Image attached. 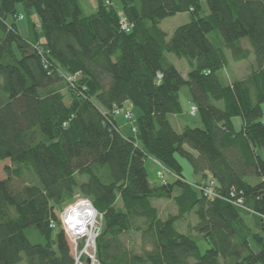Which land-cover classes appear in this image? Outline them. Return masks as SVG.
Wrapping results in <instances>:
<instances>
[{
    "label": "trees",
    "instance_id": "1",
    "mask_svg": "<svg viewBox=\"0 0 264 264\" xmlns=\"http://www.w3.org/2000/svg\"><path fill=\"white\" fill-rule=\"evenodd\" d=\"M118 2L0 0V264H76L57 214L83 200L102 221L98 264H264V0ZM185 13L168 39L160 24ZM225 50L256 67L223 83ZM186 88L200 121L178 132ZM117 110L133 116L129 137ZM148 159L174 182L152 185Z\"/></svg>",
    "mask_w": 264,
    "mask_h": 264
},
{
    "label": "rangeland",
    "instance_id": "2",
    "mask_svg": "<svg viewBox=\"0 0 264 264\" xmlns=\"http://www.w3.org/2000/svg\"><path fill=\"white\" fill-rule=\"evenodd\" d=\"M95 2L96 0H81L83 7H85L89 12H91L92 7H94L95 5ZM203 2H205V0H203ZM113 3L116 6H118V8L120 9L118 0H113ZM188 21H189V13L188 14L185 13V14H178L175 17L167 18V20L163 21L160 25L163 31L167 34L168 39H170L172 37L173 32L179 26L184 25ZM27 23H28L27 20H19L18 22V29L24 37L28 36V31H27L28 24ZM211 40L217 47L222 46L223 39L219 33H211ZM242 43L245 44L246 47H248L250 44L248 43L247 39H243ZM225 55L227 58V64H226L227 66L221 72L218 73L223 83L224 82L230 83V82H234L237 80H241V78L245 77V74L246 75L250 74L251 71L254 69V67H256L255 55H252L251 58L244 60L243 62H237L234 59L233 55L228 50H225ZM169 62H172V64L175 65V67H177L184 76L188 74L190 67L188 66L186 60L178 59L177 57L170 55ZM186 91H187V88L184 89L180 95V99H181L182 107L184 111L182 115L178 117V119L182 121V124H178L177 118H174L175 116H171V121L173 122V125L178 132L182 130L183 125L188 124L193 127V126H197L200 121L198 115L193 116V117L190 116V110H189L190 106L188 105V99L186 98ZM234 125H235V129L240 130L241 125H242V119L236 117V119L234 120ZM263 158H264V155H263ZM179 160H180V163L184 167L183 175H185L187 180L190 182L196 181V178L192 171L191 164L188 163L186 159L183 160L179 158ZM145 165H146L147 174L149 176V180L151 184L161 185L163 181H161L157 176V172L161 170V168L158 165H156V163L151 159H148ZM0 173L2 175L1 171ZM165 180L172 183L174 182L175 178L171 175L165 174ZM81 203H83V201H81L80 203L76 205L78 206ZM76 205H73V207L72 206L70 207L74 208V206L76 207ZM153 205L159 209L161 217L164 219H168L170 215H176L178 212V207L176 206V203H174V201L170 199H164V200L154 199ZM67 210L68 209H66L65 211ZM65 211L64 212L59 211L57 214V217L58 216L60 217V220L62 221V223L64 222L65 217H66ZM192 220H195L194 217L192 218ZM93 221H94L93 229L95 230L97 228L98 232H100L102 221H101V218L98 216V214L96 215ZM62 229L64 233H66V239L68 241V244L71 247L72 255H74L75 257L76 264H92L93 259L96 261V258H95L96 238L94 239V242L91 245V247L87 249L88 241L90 240L89 238H87L86 236H83V237L80 236L79 238L75 239L72 236V234L69 233L70 230L67 227V225H65L64 223L62 224ZM88 230L89 231L91 230V226L90 228H88ZM191 235L193 236V238L196 239L197 244H198V249H200V252L202 254L206 253L210 247L209 243L206 240L202 239L201 236H199V234L197 235V233H193ZM82 244H84V248L80 251V245ZM139 250H140V247L139 246L136 247V251L139 252ZM81 258H83V262L81 261L82 260Z\"/></svg>",
    "mask_w": 264,
    "mask_h": 264
},
{
    "label": "bare ground",
    "instance_id": "3",
    "mask_svg": "<svg viewBox=\"0 0 264 264\" xmlns=\"http://www.w3.org/2000/svg\"><path fill=\"white\" fill-rule=\"evenodd\" d=\"M86 216V217H84ZM96 217V211H94L93 206L87 202H83L79 204L78 206L72 208L68 211V215L66 216V222H73L77 225V228H75L76 235H85L90 240L88 241L87 249L91 247V245L94 242V239L96 238V233L92 230L94 227V218ZM91 230L89 231L88 228ZM86 251V250H85ZM85 253V252H84ZM92 264H95V260H92Z\"/></svg>",
    "mask_w": 264,
    "mask_h": 264
},
{
    "label": "built area",
    "instance_id": "4",
    "mask_svg": "<svg viewBox=\"0 0 264 264\" xmlns=\"http://www.w3.org/2000/svg\"><path fill=\"white\" fill-rule=\"evenodd\" d=\"M19 20H23V16H20L19 17ZM121 24H122V27L124 28V30L125 29H127V30H129V27H128V21H127V19L124 17L123 19H122V21H121ZM159 77H160V75H159ZM117 116L119 115V116H121L124 120H125V122L126 123H130L131 124V127H132V133H135L136 132V128H135V126H134V119H133V116H132V114H131V112H127V113H122V111H119V110H117ZM195 113V109L193 108L192 109V115ZM157 164L158 165H160V163H158L157 162ZM162 168H164V166H162V165H160ZM164 170L166 171V169L164 168ZM158 176H159V178L160 179H164L165 178V175H164V172H159L158 173ZM204 194L206 195V196H209V197H211V198H213V197H215V195H214V192H213V190H212V188H210V187H207V188H205L204 190ZM81 201H79V203H80ZM83 202H87L88 204L90 203L91 205H92V203H91V201L89 200V201H87V200H83ZM78 204V203H77ZM76 205V204H75ZM77 206V205H76ZM73 207V206H72ZM72 207H70V208H68V210L69 209H71ZM75 207V206H74ZM68 210L67 211H65L66 212V216L68 215ZM95 211V210H94ZM96 215H97V213H96ZM84 217H86V216H84ZM65 220H66V217H65ZM65 220H64V224L65 225H67V227L69 228V230H70V232L69 233H71L72 234V236L76 239V238H79L80 236H85V235H76V232H75V228H77V225L79 224L78 222L75 224L74 222H73V224H72V222H65ZM61 223H62V221H61ZM62 223V224H63ZM51 227H55V225L53 224ZM73 227H75V228H73ZM92 230L95 232V230H97V228L94 230L93 228H92ZM67 232V231H66ZM97 232H98V230H97ZM99 233L100 232H98L97 234H96V238L99 236Z\"/></svg>",
    "mask_w": 264,
    "mask_h": 264
},
{
    "label": "crops",
    "instance_id": "5",
    "mask_svg": "<svg viewBox=\"0 0 264 264\" xmlns=\"http://www.w3.org/2000/svg\"><path fill=\"white\" fill-rule=\"evenodd\" d=\"M128 107H131V104L130 103H128L126 105V108H128ZM133 112H135V116L136 117L139 116V112H137V111H133ZM174 118H177L178 124H182V121H180L178 119V117L175 116ZM117 123L121 126V132H122V134L124 136H126V137H129V135H131L130 134V125H128L127 123H125V121H124L123 118H118ZM198 180H199V178L196 177V181H198Z\"/></svg>",
    "mask_w": 264,
    "mask_h": 264
},
{
    "label": "water",
    "instance_id": "6",
    "mask_svg": "<svg viewBox=\"0 0 264 264\" xmlns=\"http://www.w3.org/2000/svg\"><path fill=\"white\" fill-rule=\"evenodd\" d=\"M96 213H97V211H96ZM98 214V213H97ZM95 233L97 234L98 232H97V230H95ZM95 264H98V262L97 261H95Z\"/></svg>",
    "mask_w": 264,
    "mask_h": 264
}]
</instances>
